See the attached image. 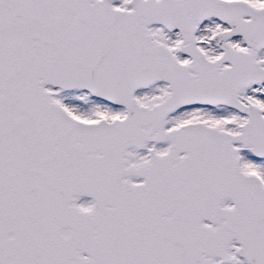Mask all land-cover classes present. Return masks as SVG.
I'll return each instance as SVG.
<instances>
[{"label":"snow or ice","instance_id":"obj_1","mask_svg":"<svg viewBox=\"0 0 264 264\" xmlns=\"http://www.w3.org/2000/svg\"><path fill=\"white\" fill-rule=\"evenodd\" d=\"M0 264H264V0H0Z\"/></svg>","mask_w":264,"mask_h":264}]
</instances>
